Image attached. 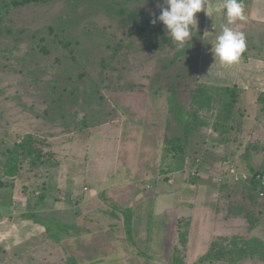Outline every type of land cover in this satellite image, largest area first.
<instances>
[{"label":"rangeland","instance_id":"1","mask_svg":"<svg viewBox=\"0 0 264 264\" xmlns=\"http://www.w3.org/2000/svg\"><path fill=\"white\" fill-rule=\"evenodd\" d=\"M8 1L0 0V7ZM121 2L123 14L107 0H57L9 11L0 21V182L5 185L0 187V264H173L179 256L184 264H198L222 237L251 235L264 240V218L250 230L234 209L237 199H227L225 191L218 190V180L225 181L231 169L243 172L248 163L264 164V124L263 131L252 127L256 101L243 97L234 110V129L228 137H235L236 144L241 138L240 149L234 153L229 143L208 151L209 163L220 174L197 176L188 169L164 175L165 137L175 133L168 122L176 124L169 111L170 90L174 88L177 96L175 105L189 111L199 54L193 53L196 59L192 68L187 67L189 59L178 55L183 49L167 37L163 24L151 23L163 0ZM204 17L203 11L196 14V38ZM46 28L52 29L49 36L73 41L77 61L59 63L60 50L30 60L26 36ZM150 33L158 37L157 48H149ZM198 44L194 42L191 50L197 51ZM37 66L38 78L32 74ZM46 67L50 68L44 74ZM65 84L74 91L72 101L51 96ZM245 105H251L253 116L246 114ZM45 111L48 117L42 116ZM202 117L210 127L201 134L211 145L216 112ZM29 132L49 142L47 150L56 153L58 166L48 170L45 179L26 173L5 177L4 152ZM260 150L257 153L263 155L256 161L249 159L251 152ZM46 185L41 202L35 187ZM30 205L47 220L68 227L62 234L53 225L61 241L22 218ZM129 207L135 243L129 242L125 229L123 210Z\"/></svg>","mask_w":264,"mask_h":264},{"label":"trees","instance_id":"2","mask_svg":"<svg viewBox=\"0 0 264 264\" xmlns=\"http://www.w3.org/2000/svg\"><path fill=\"white\" fill-rule=\"evenodd\" d=\"M54 1L57 0H9L6 5L0 7V21L3 20L2 17L9 11L38 4L51 3ZM107 1L117 6V13L123 14V5L125 4L121 2L122 0ZM247 1L248 0H243L244 3ZM51 31V28H46V31L41 29L42 33L40 31H35L26 36L29 42L27 50L29 55H32L30 56V60L33 61L37 57L48 56L53 51L56 52L57 50H60L62 52L61 57H57L59 63L77 61L76 55L72 52L74 46L73 41L64 35L54 37L49 36L48 33ZM130 31L132 33V30ZM149 40L151 42L149 48H157L159 42L157 35L150 33ZM196 41L197 43L199 42L197 45L198 50H191V47ZM201 41L202 34H200L198 38L193 36L192 40L190 39L187 44H185L180 54H178L179 56H183L184 54L183 57L189 59L187 61V67L190 66L192 68V62L196 59L195 54H199L200 56L201 48L199 45L201 44ZM194 52L196 53L193 54ZM28 59L29 58L26 57L21 61H27ZM56 64H52L50 67H54ZM50 67H46L44 74H47V69L49 70ZM39 70L40 67L37 66L32 73L36 78H38L37 73ZM82 74L86 75V72H83ZM196 82L197 85L195 88L189 90L191 94L189 111H186L182 105H175L178 101L177 96L175 95L174 88L170 90L169 111L176 124L168 122V126H170V128L173 127L175 133L165 137L164 160L166 162L161 170L164 175L173 176L177 172H186L188 169H191L190 171L192 175L197 176L201 172L220 174L218 173L219 170H217L213 164L209 163L208 151L212 148L227 147L229 143L232 144V151H234L233 143H236V139L235 137H232V135L229 138L228 135L230 130L234 129V126H232L234 124V110L240 101L241 91L237 87H221L202 84L198 82L197 77ZM55 88H57V83L53 84L51 88L52 91H55ZM62 90L60 93H52L51 96L54 95L57 97V95H59L57 97L59 101H72L74 91L70 89V86L68 87L65 84L63 85ZM55 101L56 100L54 99L51 103H55ZM258 101L263 106L262 110H264V94L259 95ZM238 110L239 108L237 111ZM212 111L216 112L217 122L213 125V128H211V132L214 135L211 136L212 144L209 145V140L202 136L201 129L210 127V124L208 123L207 118L202 117V114L205 113L207 115L208 112ZM42 116L48 117V112L45 111ZM49 118L54 119L55 117ZM235 133L237 134V132ZM48 146L49 142L38 134L29 132L22 135L15 141L13 147L4 152L6 156V164L3 170V175L7 178L14 179L16 176L20 177L26 173V175H29L34 179H45L43 175L51 168L57 167L59 163L56 153L47 150ZM224 163L220 167L226 173L227 167H225L226 163ZM243 171L248 176L247 180L241 179L238 182L234 180L230 181L229 179V181H223L221 184L218 183L223 187L218 190H224L227 194L225 195L227 199H237V202L233 204L234 209L249 222V229L255 230L264 218V184H262V179L264 180V164L260 166L248 164L247 168ZM227 182L230 184H227ZM11 186H13V184ZM0 187H5V185L0 182ZM210 187L216 189L215 185L211 184ZM28 188L29 185H26L24 191L26 192ZM35 188V193H37L36 197L43 202L47 195L45 193L48 188L47 185L43 186L42 189H40V187ZM37 190H40V192H37ZM29 208L30 211L22 214V218L28 221H33L36 225H40L45 228V232L49 234V237L57 242L61 241V234L54 231L53 225L61 229L62 234L64 233L63 230L68 229V227L56 221L47 220L42 215L36 213L35 205H30ZM123 212L125 213L124 223L129 242L135 243L133 238V231L135 229L133 228L134 221L132 219L133 210L129 207L123 210ZM111 215L119 216L118 213H112ZM150 216L152 217V213H150ZM137 225L138 224H136V227ZM77 228L78 226L74 229ZM150 230V226L148 225L147 232L149 233ZM186 234L187 233L185 232L180 233L183 245L187 243ZM210 249V251L199 258L198 264H242L244 261L264 263V240L257 236L241 235L230 238L222 237L219 240L214 241L211 244ZM97 262H99L98 259L94 261V263ZM173 264H184V262L179 256L174 260Z\"/></svg>","mask_w":264,"mask_h":264},{"label":"crops","instance_id":"3","mask_svg":"<svg viewBox=\"0 0 264 264\" xmlns=\"http://www.w3.org/2000/svg\"><path fill=\"white\" fill-rule=\"evenodd\" d=\"M219 3H221V0L206 1L208 6H214ZM245 5L246 19L239 21L240 24L236 27L233 26V28L242 31L246 35L247 47L240 60L230 66L222 65L219 60L215 62L209 51L211 49L210 43L215 42L216 34H219L226 23L225 16L222 13H216L214 17L205 15L196 76L198 82L202 84L237 87L241 91L240 101L243 97L247 100L256 101V104L252 105L255 108L254 117L256 118L252 127L256 131H263L261 126L264 124V110H262L263 106L258 99L260 94H264V0H248ZM205 32L208 33L205 34ZM250 106L245 105L244 109L247 110V115L251 114L253 116ZM240 139L237 144L233 143L234 153L240 149ZM260 139L262 141L261 144H264L262 135H260ZM261 144L258 147H261ZM261 151L251 152L252 157L249 159L256 161L258 157L263 155L257 153ZM238 156L240 157V155Z\"/></svg>","mask_w":264,"mask_h":264},{"label":"clouds","instance_id":"4","mask_svg":"<svg viewBox=\"0 0 264 264\" xmlns=\"http://www.w3.org/2000/svg\"><path fill=\"white\" fill-rule=\"evenodd\" d=\"M157 7L160 14L151 23H162L167 37L171 38L178 49H183L185 43L192 40L193 26L197 28L196 14L203 11L208 17L222 13L226 19L225 25L215 36V42L210 43L209 51L215 62L219 60L222 65L230 66L238 62L246 50V35L232 27L246 19L243 0H221V3L214 6H208L205 0H163Z\"/></svg>","mask_w":264,"mask_h":264},{"label":"built area","instance_id":"5","mask_svg":"<svg viewBox=\"0 0 264 264\" xmlns=\"http://www.w3.org/2000/svg\"><path fill=\"white\" fill-rule=\"evenodd\" d=\"M229 179H230V181L234 180V181H238L239 182L241 179L242 180H247L248 176L246 175L245 172H241L240 170H236V169L235 170L231 169L227 173V176H226V180L229 181ZM217 180H218V178H217ZM218 181H219V183H222L223 179L220 177V179ZM262 184H264V180L263 179H262Z\"/></svg>","mask_w":264,"mask_h":264}]
</instances>
